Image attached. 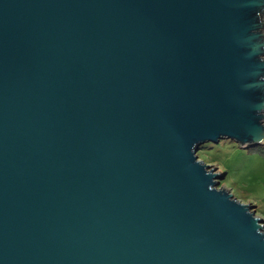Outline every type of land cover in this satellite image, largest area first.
<instances>
[{"label": "water", "instance_id": "95a60500", "mask_svg": "<svg viewBox=\"0 0 264 264\" xmlns=\"http://www.w3.org/2000/svg\"><path fill=\"white\" fill-rule=\"evenodd\" d=\"M261 0H0V264H264L188 145L253 130Z\"/></svg>", "mask_w": 264, "mask_h": 264}, {"label": "clouds", "instance_id": "9594fccd", "mask_svg": "<svg viewBox=\"0 0 264 264\" xmlns=\"http://www.w3.org/2000/svg\"><path fill=\"white\" fill-rule=\"evenodd\" d=\"M250 7L260 26L250 27L249 34L258 32L264 38V0ZM259 62L264 64V53ZM248 82L260 93L251 109L256 118L253 130L246 138L221 131L195 139L188 145V152L191 163L208 177L209 191L221 194L257 225H264V70L256 71ZM256 232L264 241V227Z\"/></svg>", "mask_w": 264, "mask_h": 264}]
</instances>
